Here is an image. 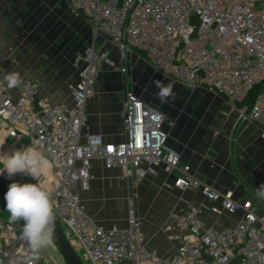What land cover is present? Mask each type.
Wrapping results in <instances>:
<instances>
[{
  "label": "built area",
  "instance_id": "built-area-1",
  "mask_svg": "<svg viewBox=\"0 0 264 264\" xmlns=\"http://www.w3.org/2000/svg\"><path fill=\"white\" fill-rule=\"evenodd\" d=\"M68 1L85 15L94 35L74 57L78 77L68 85L72 103L50 104L40 97L38 82L20 78L16 98L0 84V116L11 135L27 133L52 157L48 192L71 242L73 238L91 264H264V212L252 199L222 191L194 175L189 164L180 165L181 153L169 145L166 116L157 105L128 90L124 139L106 142L94 133L83 139L86 105L96 93L100 63L128 70L98 47V37L118 49L121 59L134 47L156 70L191 89L221 94L234 105L245 101L240 115L258 123L264 139V0ZM255 88L258 92L248 99ZM98 158L108 168H120L134 187L126 199V225L99 224L81 197ZM160 169L179 172L175 186L199 189L205 198L220 202L214 211L239 214L235 225L217 229L200 218L203 205L188 202L184 211L173 214L175 253L163 256L150 247L138 213L137 186ZM22 228L0 214V264H58L44 248L33 252L22 239Z\"/></svg>",
  "mask_w": 264,
  "mask_h": 264
},
{
  "label": "crops",
  "instance_id": "crops-1",
  "mask_svg": "<svg viewBox=\"0 0 264 264\" xmlns=\"http://www.w3.org/2000/svg\"><path fill=\"white\" fill-rule=\"evenodd\" d=\"M93 38L85 15L74 9L68 0H0V70L38 82L40 97L50 104L72 103L68 85L78 77L74 57ZM97 45L128 70L122 72L100 63L96 93L86 105L89 121L83 130V139L86 134L94 133L106 142H118L125 137L122 112L126 91L132 90L151 102L134 90L127 77L131 61L135 68L143 64L146 67L145 62L149 61L134 47L121 59L119 50L102 37L97 38ZM157 72L169 76L166 77L174 81L175 86L191 89L172 76ZM7 89L14 98L18 96L17 86ZM182 95L184 100L191 97L188 91ZM219 98L217 106L208 108L200 103L201 108L184 109L183 113L152 103L166 116L164 125L170 133L169 145L181 153L180 165L189 164L194 175L222 191H233L240 199H252L264 212V195L261 194L264 191V139L260 125L241 117L239 108L245 101L234 105L225 96ZM9 129L6 119L0 116V154L27 147L41 152L51 166L38 181L49 191L53 185L52 157L32 143L27 133L11 135ZM178 174L177 170L167 174L160 169L156 174L147 175L137 186V208L147 243L163 256H170L177 249V241L170 237L176 231L173 214L184 211L188 202L203 205L200 218L217 229L232 228L239 217V214L229 217L224 212L214 211L212 208L220 207V202L205 198L199 189L183 190L175 186ZM38 181L23 174L13 177L0 174V188L4 190H8L12 182ZM133 189L130 178L120 168H108L103 159L98 158L92 163L91 178L82 189L81 197L89 214L99 224L123 226L127 222L126 199ZM166 225L169 231L164 230Z\"/></svg>",
  "mask_w": 264,
  "mask_h": 264
},
{
  "label": "clouds",
  "instance_id": "clouds-1",
  "mask_svg": "<svg viewBox=\"0 0 264 264\" xmlns=\"http://www.w3.org/2000/svg\"><path fill=\"white\" fill-rule=\"evenodd\" d=\"M0 72V84H6L8 88L19 84L20 77L17 73L3 70ZM155 84L160 89L157 95L162 102H166L169 97L175 99L174 85L171 82L164 85L155 81ZM0 165L3 167L0 174L6 173L8 177L23 174L36 181L51 166L44 155L32 147L0 154ZM261 194L264 195V191ZM4 200L11 220L23 222L22 239L30 245L33 252H38L52 243L56 227L54 208L49 192L44 189L42 182H12L4 194Z\"/></svg>",
  "mask_w": 264,
  "mask_h": 264
},
{
  "label": "rangeland",
  "instance_id": "rangeland-1",
  "mask_svg": "<svg viewBox=\"0 0 264 264\" xmlns=\"http://www.w3.org/2000/svg\"><path fill=\"white\" fill-rule=\"evenodd\" d=\"M61 10L63 11L64 9ZM61 33H63L62 29H60V34ZM78 37L80 38V36ZM80 42L83 43L82 39L80 40ZM87 44L88 43L86 42L83 45L86 46ZM143 60L145 61V59ZM133 61L135 62L137 61V59L135 58L133 59ZM145 63L147 64L146 67H144L143 64L142 66L135 68L134 65H132V61H131V66H130L131 70L130 73L127 74V77L130 79L129 81L132 83L134 90L140 91V94L150 99L151 102L163 106L164 108H171L173 110H176L178 113L185 112L186 110L184 109L195 110L196 108L199 107L201 108L200 103H205V105L208 108L218 105V99H220L219 96L221 94L217 95L218 93H214L212 91L201 88L196 90L195 89L187 90L186 88H184L183 90L181 87L175 86V82L167 78L169 76L166 75L167 76L166 77L164 76L165 74L163 75L157 72V70L152 65H150L149 62L146 61ZM155 81H160L164 85H167L169 82H171L174 85L173 93L175 94V99L169 97L166 102H162L158 98L157 94L160 91V89L156 87ZM187 91L188 93H191V97L184 100L183 99L184 96L182 95V93ZM228 124H229V120H227L226 126H228ZM0 214L4 216L6 219L12 221L10 217V213H8L6 208H0ZM15 223L18 225H23L22 221H17ZM72 244L79 253L84 264H91L89 259L85 256L83 249L79 248V246L77 245V243H75V240L73 238H72ZM44 249L49 256L53 257L57 261L58 264H67L64 256L60 252L56 242L53 239H52V243L50 245L45 246ZM43 263L44 262H42V264Z\"/></svg>",
  "mask_w": 264,
  "mask_h": 264
},
{
  "label": "water",
  "instance_id": "water-1",
  "mask_svg": "<svg viewBox=\"0 0 264 264\" xmlns=\"http://www.w3.org/2000/svg\"><path fill=\"white\" fill-rule=\"evenodd\" d=\"M7 190L0 188V207L6 208V202L4 200V194ZM55 216V231L53 233V239L56 242L60 252L65 258L67 264H84L83 260L81 259L79 253L75 249L74 245L72 244L70 238L65 233L63 226L54 213Z\"/></svg>",
  "mask_w": 264,
  "mask_h": 264
},
{
  "label": "trees",
  "instance_id": "trees-1",
  "mask_svg": "<svg viewBox=\"0 0 264 264\" xmlns=\"http://www.w3.org/2000/svg\"><path fill=\"white\" fill-rule=\"evenodd\" d=\"M140 53L143 54V55L145 56V53H144V52L140 51ZM257 92H258V88L253 89V90L251 91V93H250L248 99H252V98L254 97V95H255ZM0 208H2V207H0ZM52 239H53V237H52ZM53 240H54V239H53Z\"/></svg>",
  "mask_w": 264,
  "mask_h": 264
}]
</instances>
